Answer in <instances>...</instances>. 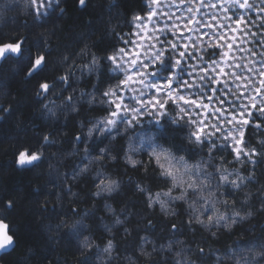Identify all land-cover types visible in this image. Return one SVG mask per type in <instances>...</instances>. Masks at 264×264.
Listing matches in <instances>:
<instances>
[{
    "label": "clouds",
    "instance_id": "1",
    "mask_svg": "<svg viewBox=\"0 0 264 264\" xmlns=\"http://www.w3.org/2000/svg\"><path fill=\"white\" fill-rule=\"evenodd\" d=\"M35 3L0 0V46H20L0 58V264H264V165L215 162L218 143L197 141L179 113L118 126L101 115L119 87L109 57L139 0H55L43 17ZM161 149L182 183L156 163ZM21 152L36 158L21 164ZM229 172L235 190L219 180ZM114 214L122 232L105 236Z\"/></svg>",
    "mask_w": 264,
    "mask_h": 264
},
{
    "label": "snow or ice",
    "instance_id": "2",
    "mask_svg": "<svg viewBox=\"0 0 264 264\" xmlns=\"http://www.w3.org/2000/svg\"><path fill=\"white\" fill-rule=\"evenodd\" d=\"M175 3L176 0H139V7L128 21L133 30L119 35V46L109 57L118 66L115 72L119 87L106 90L99 105L109 117L107 124L118 126L124 120L135 122L179 113L185 122H190L197 141L207 137L212 143H218L213 153L217 157L215 162L226 154L231 157L224 161L227 167L244 161L241 171L260 168L264 165L261 154L264 151V0H179L180 5H190L184 11L198 15V19L190 15L183 30L177 24L168 23L175 13L163 10ZM56 7L55 0H43V3L36 0L34 5L41 17ZM177 19L183 20V17ZM19 47V44L0 46V58L10 50L18 51ZM41 59L35 63L39 65ZM93 131L96 129L89 130V137ZM145 143H151V138L141 139L140 144ZM254 145L255 150H250ZM221 148L224 153L220 152ZM153 154L164 173L182 183L183 174H177L180 165L173 163L168 150ZM35 158V154L27 152L18 156L21 164ZM190 167L184 165L185 170ZM232 176L231 172L221 173L219 180L235 190L237 185L232 183ZM116 187L110 182L102 190L110 192ZM107 207L111 209L110 205ZM208 210L211 211V206ZM123 223L114 214V222L103 225L105 236ZM145 224V231L155 227L149 221ZM6 236L7 225H0V242ZM174 243L179 242L169 241L167 247L171 248ZM152 244L150 234L143 245ZM112 250L111 240L99 249L104 254Z\"/></svg>",
    "mask_w": 264,
    "mask_h": 264
},
{
    "label": "rangeland",
    "instance_id": "3",
    "mask_svg": "<svg viewBox=\"0 0 264 264\" xmlns=\"http://www.w3.org/2000/svg\"><path fill=\"white\" fill-rule=\"evenodd\" d=\"M213 2H215V0H213ZM190 5L188 4H184V5H180L179 4V0H176V3L175 4H172L171 7H168V6H165L164 7V11L165 12H170V13H175V15L173 16V19L171 21H168V23L170 24H177L181 27V29L183 30V24L185 22H187V18L190 16V15H193L195 18L198 19V15L193 13V14H189L187 13L186 11H184V9L186 7H188ZM192 7H196V5H191ZM202 11H210L209 9H202ZM219 11V10H217ZM178 17H183V20L181 19H177ZM221 19H222V14H221ZM164 20H167V17L165 16L164 17ZM164 20L161 21V23L164 22ZM190 27H194L193 25H189ZM150 27V26H149ZM133 30V29H132ZM203 31H207V29H204ZM252 31H255V29H252ZM129 33V32H128ZM231 35V34H229ZM135 39V37H133ZM243 47H249L250 45H242ZM238 56H242L244 55V53H237ZM259 78H257L258 80ZM247 138V137H246ZM230 168L232 167L231 165L229 166ZM243 171V170H242Z\"/></svg>",
    "mask_w": 264,
    "mask_h": 264
},
{
    "label": "trees",
    "instance_id": "4",
    "mask_svg": "<svg viewBox=\"0 0 264 264\" xmlns=\"http://www.w3.org/2000/svg\"><path fill=\"white\" fill-rule=\"evenodd\" d=\"M130 31H132V27L131 26H127V27H125L121 32H120V34L121 35H124V34H126V33H128V32H130ZM103 114H106V113H101V115H103ZM228 159H231V157H228ZM109 203H111V201H109ZM115 206V205H114ZM151 217H149V219H150ZM120 219H124V216L123 215H120ZM129 220H131L133 223H138L139 222V219H134V218H132V217H129ZM147 220L145 219L144 220V223L146 222ZM114 222V217H113V219L111 220V221H108V223H109V225H111L112 223ZM153 224H156V221L155 220H153ZM117 229H119V231H121L122 232V228L120 227V226H117ZM117 229H113V231H116Z\"/></svg>",
    "mask_w": 264,
    "mask_h": 264
}]
</instances>
